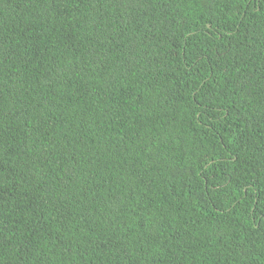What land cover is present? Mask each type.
<instances>
[{"label":"trees","instance_id":"obj_1","mask_svg":"<svg viewBox=\"0 0 264 264\" xmlns=\"http://www.w3.org/2000/svg\"><path fill=\"white\" fill-rule=\"evenodd\" d=\"M0 264H264V0H0Z\"/></svg>","mask_w":264,"mask_h":264}]
</instances>
